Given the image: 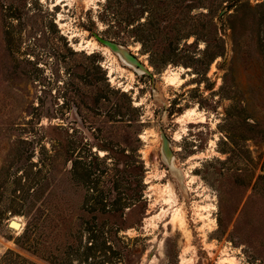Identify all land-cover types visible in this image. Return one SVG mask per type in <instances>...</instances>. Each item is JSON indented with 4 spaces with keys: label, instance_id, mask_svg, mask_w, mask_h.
Instances as JSON below:
<instances>
[{
    "label": "rangeland",
    "instance_id": "obj_1",
    "mask_svg": "<svg viewBox=\"0 0 264 264\" xmlns=\"http://www.w3.org/2000/svg\"><path fill=\"white\" fill-rule=\"evenodd\" d=\"M0 264H264V0H0Z\"/></svg>",
    "mask_w": 264,
    "mask_h": 264
},
{
    "label": "water",
    "instance_id": "obj_2",
    "mask_svg": "<svg viewBox=\"0 0 264 264\" xmlns=\"http://www.w3.org/2000/svg\"><path fill=\"white\" fill-rule=\"evenodd\" d=\"M95 38L98 42H100L101 44H103L104 46L108 47L110 50H112L113 52H115L117 55L119 53L120 50H122L126 56V58L128 59L130 66L136 67V68H140L138 70H140L141 72L145 71V68L133 57L131 56L127 50H125L124 48L118 46L117 44H115L114 42L110 41V40H106L98 35H95ZM119 56V55H118ZM162 150H163V154L164 157L166 159V161L172 165V163H170L171 161H169V159L173 160L172 157V152L170 150V144L168 142V139L163 135L162 136ZM12 224V223H11Z\"/></svg>",
    "mask_w": 264,
    "mask_h": 264
},
{
    "label": "bare ground",
    "instance_id": "obj_3",
    "mask_svg": "<svg viewBox=\"0 0 264 264\" xmlns=\"http://www.w3.org/2000/svg\"><path fill=\"white\" fill-rule=\"evenodd\" d=\"M121 52V51H120ZM169 161H172V159H169ZM171 163V162H170ZM20 222V221H19ZM11 228L17 231H20L22 229V223H18L16 221H11Z\"/></svg>",
    "mask_w": 264,
    "mask_h": 264
}]
</instances>
